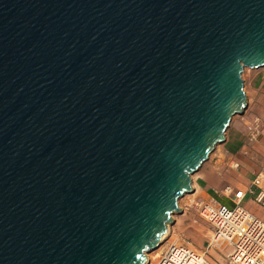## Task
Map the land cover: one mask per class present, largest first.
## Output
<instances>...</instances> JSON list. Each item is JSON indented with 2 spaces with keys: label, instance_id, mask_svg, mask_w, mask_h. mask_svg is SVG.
<instances>
[{
  "label": "water",
  "instance_id": "obj_1",
  "mask_svg": "<svg viewBox=\"0 0 264 264\" xmlns=\"http://www.w3.org/2000/svg\"><path fill=\"white\" fill-rule=\"evenodd\" d=\"M264 66V0H0V264H147Z\"/></svg>",
  "mask_w": 264,
  "mask_h": 264
},
{
  "label": "crops",
  "instance_id": "obj_2",
  "mask_svg": "<svg viewBox=\"0 0 264 264\" xmlns=\"http://www.w3.org/2000/svg\"><path fill=\"white\" fill-rule=\"evenodd\" d=\"M242 79L246 107L241 114L232 117L224 132V141L218 144L212 160L201 166L192 186L200 200H216L228 206L232 205V194L225 192V187L229 186L233 192L241 190L244 193L241 205L264 221V199L262 202L255 200L259 191L264 192V178H261L259 186H253L256 175L264 173V66L245 68ZM178 207L180 213L171 216V231L186 221L184 216L188 206L179 203ZM186 222L194 228L192 232L202 224L195 217ZM207 228L209 233L205 234L209 237L210 229ZM214 253V250L209 251L215 259L209 263L224 264V260Z\"/></svg>",
  "mask_w": 264,
  "mask_h": 264
},
{
  "label": "built area",
  "instance_id": "obj_3",
  "mask_svg": "<svg viewBox=\"0 0 264 264\" xmlns=\"http://www.w3.org/2000/svg\"><path fill=\"white\" fill-rule=\"evenodd\" d=\"M261 178L264 173L256 175L253 186H259ZM224 191L232 194L231 206L216 200L196 203L199 216L210 229L201 253L195 251L189 241L170 242L157 254L156 261L148 264H210L204 259L210 250L226 252L228 264H264V222L241 205L243 191L233 192L229 186ZM263 199L264 192L259 191L255 200L262 202Z\"/></svg>",
  "mask_w": 264,
  "mask_h": 264
},
{
  "label": "rangeland",
  "instance_id": "obj_4",
  "mask_svg": "<svg viewBox=\"0 0 264 264\" xmlns=\"http://www.w3.org/2000/svg\"><path fill=\"white\" fill-rule=\"evenodd\" d=\"M217 147H219V145L215 146L214 150L209 154L208 159L205 162H203V164L201 166L207 165V163H209V161L212 160L213 156H215V153L217 151ZM199 169L190 175L192 188H193V186H192L193 182L192 181H195L197 175L199 174V172H201ZM199 200H200V197L197 196V194H195V191L193 188L192 192L182 195L178 199V202H177V204L181 203L183 206L184 205L188 206L187 214L184 216L186 221H190L192 218L195 217L196 219H198L200 221V223H202V224H200V226H198V229L197 230L195 229L196 231L192 232L191 230H194V228L191 225H188V222H186L184 220V222H183L184 224L182 223L183 226H182V224H180L181 226L179 225V227H176L174 231H171L172 230L171 225L167 223L166 224V231L164 232V234L161 237L160 244L156 248H154L153 250H151L145 254L147 264L150 261L152 263H154L156 261L157 254L162 249H164L165 246L170 242L184 243L185 241H189L190 246L195 251H197L198 253H201V251L204 249V247L206 245V240L208 237L205 233H207V231H208L207 227H209V226H207L205 224V221L199 216V214L196 210V203ZM208 233H209V231H208ZM225 254H226V252H224V251H222V252L215 251V253L213 255L216 257L222 258L224 260L223 261L224 264H228L226 261L227 258L225 256ZM204 259L207 262H209V260H211L213 258L207 254V255H204ZM212 261H215V259H213Z\"/></svg>",
  "mask_w": 264,
  "mask_h": 264
}]
</instances>
